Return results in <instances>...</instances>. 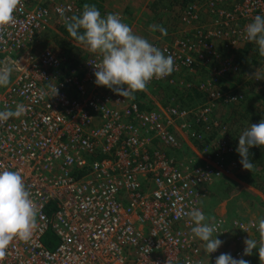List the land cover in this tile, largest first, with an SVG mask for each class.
Segmentation results:
<instances>
[{"label":"built area","instance_id":"obj_1","mask_svg":"<svg viewBox=\"0 0 264 264\" xmlns=\"http://www.w3.org/2000/svg\"><path fill=\"white\" fill-rule=\"evenodd\" d=\"M82 1L20 0L14 24L0 38V68L14 69L9 85L0 87V111L17 104L26 108L21 117L0 123V171L19 172L37 206L31 238L14 239L3 264H215L221 253L241 258L248 225L215 219L214 236L223 243L209 255L185 213L197 208L207 216L206 189L228 173L229 155L237 153L229 126L215 111L218 104L245 99L219 88L223 74L239 73L243 66L220 47L254 44L245 26L264 15V0H208L207 21L199 1L181 5L180 21L190 36L148 39L174 58L173 73L194 71L198 63L212 70V78L196 88L207 93V103L162 110L103 93L95 84L98 54L74 67L50 47L33 52L46 32L82 13ZM162 83L176 85V77L148 85ZM50 86L58 95L53 97ZM186 140L201 146L203 159L168 153L183 149ZM49 230L58 239L53 249L44 243Z\"/></svg>","mask_w":264,"mask_h":264},{"label":"clouds","instance_id":"obj_2","mask_svg":"<svg viewBox=\"0 0 264 264\" xmlns=\"http://www.w3.org/2000/svg\"><path fill=\"white\" fill-rule=\"evenodd\" d=\"M20 0H0V38L8 26L14 24V12ZM65 27L69 36L77 45L88 52L98 54L100 60L95 64V84L106 87L116 95L134 99L137 92H146L153 79H163L174 71V58L165 55L148 39L135 34L133 29L117 13H108L102 17L95 5L84 4L82 13L65 17ZM153 31L167 35L161 25H150ZM246 38L258 47L259 55L264 57V15H256L253 22L245 26ZM13 67L0 68V87L10 83ZM53 97L58 95L56 86H50ZM235 99V98H234ZM26 108L17 104L15 110L6 108L0 111V123L24 115ZM236 152L244 170L250 171L254 164L250 149L264 148V119L250 124L238 137ZM26 190L19 172L0 171V264H3L7 249L14 239L28 241L36 226L37 206ZM194 225L191 232L194 238L204 242L206 253H215L222 245L218 239L219 224L215 217H207L203 211L193 208L186 212ZM261 234L259 247L250 237L244 241L245 248L241 258L236 259L229 253H221L215 264H249L243 256H251L256 250L260 260L264 259V218L258 222ZM151 250L149 247H147Z\"/></svg>","mask_w":264,"mask_h":264},{"label":"rangeland","instance_id":"obj_3","mask_svg":"<svg viewBox=\"0 0 264 264\" xmlns=\"http://www.w3.org/2000/svg\"><path fill=\"white\" fill-rule=\"evenodd\" d=\"M86 1V0H85ZM162 1V0H161ZM160 1V2H161ZM199 1L201 12L206 13L208 16V11L206 10V1L207 0H196ZM191 1V3L196 2ZM162 2H165L168 4L164 5V7L167 8L165 15L162 12V19L165 21H168L171 25L173 32H179V34H186L188 31H190L189 27L184 26L183 23H181L178 20L179 14H177V10L179 9V6L183 5L184 3L180 0H163ZM83 0V4H84ZM122 3V1H121ZM186 5V4H185ZM175 8V9H174ZM179 12V11H178ZM102 17L106 16L108 12L101 11ZM104 15V16H103ZM121 16V15H120ZM125 16V15H124ZM124 16L122 18H124ZM134 16V15H133ZM133 16H130L129 14H126V18H124L125 23H129L130 19L133 18ZM209 17V16H208ZM169 18V19H168ZM142 20V19H139ZM62 28V30H61ZM57 27L54 29V31L46 32L42 39H40L39 43L33 46V52L36 54H39L42 49L46 47H50L52 49H56V51L62 52L66 51V44L69 42V37L66 40V35L63 33V29H66V27ZM61 33L65 36H60V38L55 37V34ZM180 34V35H181ZM146 39L150 40H156L159 41L157 38H151V37H144ZM62 40H66L65 43H62ZM58 41H60L61 45H58ZM220 43V42H218ZM61 48H58V47ZM72 46V44H71ZM222 48V49H221ZM67 49L68 45H67ZM60 50V51H59ZM220 50L224 54V56H229L236 64L242 65V70L239 73H229V74H223L222 80L219 85V88L224 91L225 88L233 89L240 84L242 85L243 81H245V77L250 79L252 78L250 74H252L254 68H264L263 60L260 58H263L259 55L258 47L255 44H248L243 46L242 48H237L234 50H228L225 49L223 43L222 47H220ZM61 52V53H62ZM92 55V53H87L85 57ZM259 56V57H256ZM84 57V60L87 58ZM67 58V57H66ZM259 58V59H256ZM219 65V64H218ZM264 70V69H263ZM256 73V72H254ZM178 74V75H177ZM174 77H176V85H170L168 83H162L159 85H151L150 90H153L154 93L160 94V98L158 99L163 107L168 106L169 104H175L180 107L184 108H197L199 106H202L203 104L207 103L208 95L206 92H198L196 90H192L191 87H185L186 84H192L199 86L201 83H207L209 79L212 78V70L209 67L203 66L201 63H198V67L194 71L189 70H183L179 73H177ZM199 83V84H198ZM150 86V85H149ZM191 89V90H190ZM190 90V91H189ZM103 93H114L113 91L109 90L106 87H102ZM233 93V92H230ZM157 94V95H158ZM143 103H148V101L143 98ZM222 104H218V107L216 108V111H218V108L221 107ZM217 118L220 119V117L217 115ZM222 120V119H221ZM230 134V133H229ZM231 139L233 140V144L238 146L237 140L234 141L236 138L232 137L230 135ZM190 141V140H189ZM193 145L195 146L196 150H198V153L196 155H193L195 153H191L189 149L186 148L184 145L183 149H170L168 153L171 156H179L180 158L183 157H195L198 160H201L204 158V150H202L201 146L199 147L198 144L191 141ZM201 145V144H200ZM258 149L257 148H251L250 154H251V160L254 164L253 169L250 171L244 170L242 165L240 164V156L238 153H234L229 155V162H228V174H235L239 179L249 181V183H254L258 185L256 188L264 192V164L263 159L261 155L256 153ZM207 196L202 202V209L206 212L208 217H215V219L219 217L226 218L228 222L231 223L234 220L241 221L248 225L250 227L249 230H253L251 233L247 235L246 238L243 239V246L245 247L244 241L248 239L249 237L255 241H257V245L259 247V244L261 242V234L258 231V222L261 218H264V205L262 203H259L258 200H255V197H250L249 195H252L251 191H247L245 188H242V186L235 187L232 184V181L229 179H222L215 181L213 184L207 187L206 189ZM250 192V193H249ZM234 195L235 197L232 199V204H228V208L226 209V212L223 214H227L231 216L232 218H228L226 216H221L222 214V203L225 201L224 197ZM233 227V226H232ZM234 229V228H233ZM235 230V229H234ZM234 232L230 231L228 234V237L226 240L232 241L234 238ZM249 262L250 264H264V259L259 258L256 250H253V254L249 256Z\"/></svg>","mask_w":264,"mask_h":264},{"label":"crops","instance_id":"obj_4","mask_svg":"<svg viewBox=\"0 0 264 264\" xmlns=\"http://www.w3.org/2000/svg\"><path fill=\"white\" fill-rule=\"evenodd\" d=\"M160 1L161 0H86V1L84 0L85 2L84 4L87 3L89 5H95L97 9L100 11V13L104 9V11L108 13H117L122 17L124 15L126 16V14H129L130 16L134 15L133 18L130 19L128 25L133 29L135 34H138L143 37L157 38L162 42H173L177 38L190 36L187 34L188 32L185 35L180 33L181 34L180 35L179 32L172 31L173 26L171 27L168 21L162 19L164 14L167 15L166 14L167 8L164 7V5L168 6V4L162 2L163 0L161 2ZM207 2L208 0L206 1V3ZM84 4L82 1L81 3L82 10ZM178 11L179 9L176 11L177 14H179ZM162 12L164 13L163 15ZM125 16L124 18H126ZM208 16L206 13L201 12V18L203 21H207V19L209 18ZM124 18L122 19L124 20ZM178 20L180 21V16H178ZM150 25L163 26L167 30V35L164 36L159 31H153L150 28ZM60 36H65V35L61 33L55 34V37L57 38H60ZM65 37L67 40L69 36L66 34ZM69 39L70 40H68L69 42L67 43H65L66 40L65 41L62 40L61 42V44L62 43L66 44V51L65 52H62V50L59 51L60 53L62 52L70 62H72L74 67H77L79 66V63L82 60H84L85 55L90 52H88L83 46L77 45V43L74 40H72L71 37H69ZM61 44L60 41H58V45ZM67 45L69 49H67ZM58 48L61 47L59 46ZM254 71L256 73H254L253 77L250 79L245 77V81H243L242 85L241 84L239 86L235 85L236 87L233 89L225 88V90H227L226 92L240 93L245 95V99L239 104H229V105L222 104V106L218 108V111H215V115L216 116L218 115L220 119H222V122L226 123L229 126V133L234 138H238L241 135L242 131L248 128L250 124L259 123L261 119H264V70H261L260 68H256V70ZM175 75L176 73H172L170 77H174ZM80 76H83V73H81ZM196 85H192L193 88L191 89L197 91ZM150 87L152 86L148 85V90L146 92H137L135 94V101L139 102L140 105L144 108H148V109L155 108L159 110L163 108L160 101L158 100L160 98L159 96L160 94L157 93L158 94L157 95L156 93H154L153 90H150ZM143 98H145L148 101V103L142 104ZM185 146L187 149L191 151V153H195L193 155H196L198 153V150H196L195 146L191 141L186 140ZM253 148L258 149L256 153L257 154L259 153L261 155L264 164V148H260V147H253ZM222 179H229L232 181V184L235 187L242 186V188H245L247 191H251L252 193L250 192L249 193L252 195L249 196L250 197L254 196L255 200H258L259 203H262L264 205V192L256 188L258 185L254 183H249V181L247 182L245 180H242L241 178L239 179L233 173L231 174L226 173L224 176H222ZM234 197H235L234 195L224 197L225 201L222 203V214L226 212V209L228 208V204L229 203L232 204L231 202ZM221 216L232 218L227 214H223ZM252 231L245 233L244 238H246L247 235ZM229 242L231 241L229 240Z\"/></svg>","mask_w":264,"mask_h":264},{"label":"trees","instance_id":"obj_5","mask_svg":"<svg viewBox=\"0 0 264 264\" xmlns=\"http://www.w3.org/2000/svg\"><path fill=\"white\" fill-rule=\"evenodd\" d=\"M180 1L184 3L183 5H185V4L191 3V1H194V0H180ZM63 33L65 35L67 34L69 36V34H68L66 29H63ZM44 243L50 249H53V248H55L57 246L58 239H57L55 233L52 230H49L46 233V235L44 236Z\"/></svg>","mask_w":264,"mask_h":264}]
</instances>
